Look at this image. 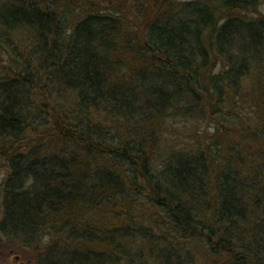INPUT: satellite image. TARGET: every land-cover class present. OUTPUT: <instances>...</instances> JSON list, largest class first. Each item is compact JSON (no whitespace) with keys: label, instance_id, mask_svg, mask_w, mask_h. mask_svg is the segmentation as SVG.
I'll return each mask as SVG.
<instances>
[{"label":"trees","instance_id":"1","mask_svg":"<svg viewBox=\"0 0 264 264\" xmlns=\"http://www.w3.org/2000/svg\"><path fill=\"white\" fill-rule=\"evenodd\" d=\"M261 1L0 0V245L264 264Z\"/></svg>","mask_w":264,"mask_h":264},{"label":"rangeland","instance_id":"2","mask_svg":"<svg viewBox=\"0 0 264 264\" xmlns=\"http://www.w3.org/2000/svg\"><path fill=\"white\" fill-rule=\"evenodd\" d=\"M181 1H186V0H181ZM259 10L262 13H264V0L261 1ZM188 141L190 140H187L186 138H181L180 143L187 144ZM186 146L192 147V145L189 143ZM12 248H13L12 246L5 244V242H3L2 245H0V264H35L34 257L29 256L31 253H34V251H29L27 254L24 255V253L20 251L18 248L17 249L16 248L12 249Z\"/></svg>","mask_w":264,"mask_h":264},{"label":"bare ground","instance_id":"3","mask_svg":"<svg viewBox=\"0 0 264 264\" xmlns=\"http://www.w3.org/2000/svg\"><path fill=\"white\" fill-rule=\"evenodd\" d=\"M28 255H29V254H28ZM29 256H30V257H33V254L31 253Z\"/></svg>","mask_w":264,"mask_h":264}]
</instances>
